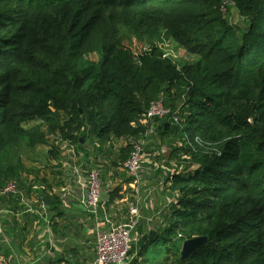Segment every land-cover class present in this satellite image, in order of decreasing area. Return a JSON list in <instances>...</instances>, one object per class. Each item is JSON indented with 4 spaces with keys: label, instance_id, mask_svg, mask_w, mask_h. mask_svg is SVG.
I'll return each instance as SVG.
<instances>
[{
    "label": "trees",
    "instance_id": "1",
    "mask_svg": "<svg viewBox=\"0 0 264 264\" xmlns=\"http://www.w3.org/2000/svg\"><path fill=\"white\" fill-rule=\"evenodd\" d=\"M231 8L244 28L226 17ZM133 39L147 45L139 54L125 44ZM162 39L198 60L177 65ZM159 99L181 120L165 119L160 136L188 141L171 149L183 171L164 189L176 203L162 228L138 227L133 264H149L158 241L164 264H264V0H0V157L50 135L79 148L91 139L103 156L123 140L118 166ZM198 237L206 243L182 259L176 244Z\"/></svg>",
    "mask_w": 264,
    "mask_h": 264
},
{
    "label": "crops",
    "instance_id": "2",
    "mask_svg": "<svg viewBox=\"0 0 264 264\" xmlns=\"http://www.w3.org/2000/svg\"><path fill=\"white\" fill-rule=\"evenodd\" d=\"M160 131L158 127L157 138L151 133L148 139L147 156L138 186L122 171L121 165L110 162V159L117 162V154L110 156V150L104 156L97 155L93 145L88 148L87 138H84V147H78L83 158L74 161L68 153H60L62 160L54 166L58 165L57 170L62 175L56 174V177L53 174L47 179L51 188L44 184L29 187L19 184L20 197L10 194L2 196L0 207L5 212L0 215V228L3 230L0 238H5L7 243H1L0 252L7 264H92L96 234L105 231L108 225L102 220L103 217L95 216L85 207V182L82 176L74 173V168L81 166L84 177L91 163L101 157V181L105 188L102 200L110 222L115 225L125 222L129 218V209L138 205L139 226L143 227L145 218H142V214L146 204L150 206L152 216L148 221L158 220L166 210V202L171 199L164 193L166 181H170L177 170L175 154L172 155L171 149L164 147L170 146L171 140L161 137ZM140 138L141 133L137 140ZM172 147L174 149L175 145L172 144ZM105 149L108 150V146ZM146 190L151 191L147 193ZM162 193L166 196H162ZM45 196L50 198L48 206L42 202ZM149 198L153 202H149ZM51 204L52 210H49Z\"/></svg>",
    "mask_w": 264,
    "mask_h": 264
},
{
    "label": "built area",
    "instance_id": "3",
    "mask_svg": "<svg viewBox=\"0 0 264 264\" xmlns=\"http://www.w3.org/2000/svg\"><path fill=\"white\" fill-rule=\"evenodd\" d=\"M224 4L230 6L232 2H225ZM222 11H225V7H222ZM165 119H168L173 125H179L181 121H179L178 111H173L166 107L163 99H159L149 104L148 109L140 120V125L144 128L141 138L137 141H131L132 147L129 156L121 164L122 171L133 179L136 186L140 185L141 182V172L147 156L148 139H150L151 133L154 135V138H157V128L161 126V123ZM50 139L58 146L61 152L68 153L74 161L83 158V153L80 152L77 145L63 140L56 135H50ZM184 141H188V139L184 137L183 140H179L176 143V147H182ZM195 141L199 143L198 138ZM102 163L100 158L92 162L84 177L81 166L74 168V173L82 176V180L85 182V207L95 216L103 217L102 220L108 225L105 231L96 234L95 259L92 264H133V261L136 259V253L131 254L130 251L131 247L138 240L136 232L140 224V209L138 205L132 206L129 209V218L123 223L115 225L110 222L106 216L105 206L101 198V194L105 193V188L101 181ZM181 169V167L177 168L176 174H180L183 171ZM9 194L20 197L17 181L9 180L0 187V198ZM171 199L167 204H170ZM4 212L5 210L0 207V215ZM2 234L3 230L0 228V236ZM3 242L7 243L5 238H0V246ZM0 264H7V260L1 252Z\"/></svg>",
    "mask_w": 264,
    "mask_h": 264
},
{
    "label": "rangeland",
    "instance_id": "4",
    "mask_svg": "<svg viewBox=\"0 0 264 264\" xmlns=\"http://www.w3.org/2000/svg\"><path fill=\"white\" fill-rule=\"evenodd\" d=\"M226 17L229 18V21L231 22L232 26L235 27H241L244 28L246 26V22L244 19H242L232 8L229 9ZM157 45L159 46V49L161 53L169 58L172 62L176 63L177 65L179 64H193L198 60V56L190 54L187 52L183 47L180 45L176 44L172 40L168 39H162ZM125 44L132 49V51L136 54H139L142 49H145L147 45L141 42H137L134 39L129 42H125ZM94 57L91 56V60ZM39 123L37 122H28L26 126V129L28 130L32 128L33 126L38 125ZM42 125V124H39ZM47 143L45 144H30L27 139H23L21 142H18L17 145L11 147V149L2 157H0V180L4 182L11 180H15L18 182L20 179L26 187L33 186V185H38L39 186V181L37 180V176L43 177L46 179H49L50 174L49 172H46V169L50 168V166H53L58 162V160L54 159L51 157V154L53 153V143L52 141L48 138L47 136ZM176 141V139L171 140V145H165V148L172 149V144ZM88 143V148L92 146L91 139H87ZM91 143V144H90ZM125 141L123 140H115L113 143L110 145L109 144V149L111 150V153L109 154L110 156H114V154H117V159H118V152L119 149L123 146ZM176 143V142H175ZM94 147V146H92ZM95 148V147H94ZM115 149V151H114ZM61 153V151H59ZM100 159L103 160L101 157ZM106 161H109L108 158H105ZM110 162L113 163V159H110ZM116 162V161H115ZM118 162V160H117ZM121 165V164H120ZM7 168H14V169H19V174L16 177L8 178L7 176ZM119 168V167H118ZM121 168V166H120ZM43 171L42 174L40 172ZM19 177V178H18ZM152 189V188H151ZM151 190H146V192H150ZM165 193V192H164ZM162 193V196L169 195V193H165L164 195ZM172 198V197H171ZM149 202L152 201V199H148ZM177 200V197H174L171 199L170 204H166V210L171 204H175ZM153 202V201H152ZM167 203V202H166ZM144 214H142V218H145V223H143V231L146 232L147 230H152L156 229V225L154 226L155 222L157 224H160L161 228L163 227L164 223L162 222V217L160 220L154 219L153 223L151 221H148L151 219V213H150V206L146 204V206L143 208ZM155 221V222H154ZM152 224V225H151ZM138 232H136V237L139 238ZM155 248L157 250L152 251V249L147 253V258L149 260V264H164V257H165V250H163V245L161 241H158L155 244ZM182 247V243L178 242L176 244V250L180 253ZM160 248V249H159Z\"/></svg>",
    "mask_w": 264,
    "mask_h": 264
},
{
    "label": "water",
    "instance_id": "5",
    "mask_svg": "<svg viewBox=\"0 0 264 264\" xmlns=\"http://www.w3.org/2000/svg\"><path fill=\"white\" fill-rule=\"evenodd\" d=\"M84 141V137L81 139L80 144H82ZM103 194H101V198L103 199ZM50 198L49 196H45L42 198V202L44 203L45 206L49 205ZM207 239L206 237H198V238H193L191 240L184 241L182 243L180 255L182 259H186L189 257L197 247L202 246L206 243Z\"/></svg>",
    "mask_w": 264,
    "mask_h": 264
}]
</instances>
